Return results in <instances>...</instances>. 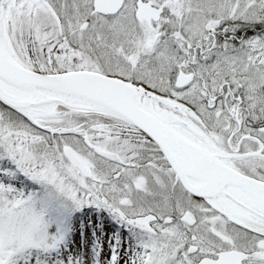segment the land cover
Instances as JSON below:
<instances>
[{"label":"snow or ice","instance_id":"1","mask_svg":"<svg viewBox=\"0 0 264 264\" xmlns=\"http://www.w3.org/2000/svg\"><path fill=\"white\" fill-rule=\"evenodd\" d=\"M0 264H264V0H0Z\"/></svg>","mask_w":264,"mask_h":264}]
</instances>
